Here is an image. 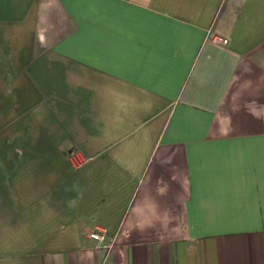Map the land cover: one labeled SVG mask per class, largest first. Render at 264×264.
<instances>
[{"label": "crops", "instance_id": "obj_1", "mask_svg": "<svg viewBox=\"0 0 264 264\" xmlns=\"http://www.w3.org/2000/svg\"><path fill=\"white\" fill-rule=\"evenodd\" d=\"M0 264H264V0H0Z\"/></svg>", "mask_w": 264, "mask_h": 264}, {"label": "built area", "instance_id": "obj_2", "mask_svg": "<svg viewBox=\"0 0 264 264\" xmlns=\"http://www.w3.org/2000/svg\"><path fill=\"white\" fill-rule=\"evenodd\" d=\"M216 43L226 45L227 44V39L220 38V37H214L213 38ZM70 161L74 167H79L81 164H83L84 160L79 157V154L77 152H71L70 153ZM105 235V230L102 227H95L90 233H89V238L99 242L103 239Z\"/></svg>", "mask_w": 264, "mask_h": 264}]
</instances>
